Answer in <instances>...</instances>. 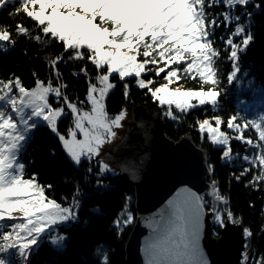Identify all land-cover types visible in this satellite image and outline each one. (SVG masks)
<instances>
[{"label":"snow or ice","instance_id":"6c2138e0","mask_svg":"<svg viewBox=\"0 0 264 264\" xmlns=\"http://www.w3.org/2000/svg\"><path fill=\"white\" fill-rule=\"evenodd\" d=\"M251 2L0 0V8L18 4L9 15L22 13L34 22L38 31L37 35L31 36L29 28L17 23L16 35L31 36L38 43L55 41L63 48L60 55L49 60L57 81L55 85L52 79L46 83L37 78L35 86L27 88L18 76L0 78V264H14L13 256L19 258L20 264H30V257L42 239L61 226L78 222L81 207L77 198L79 189L72 202L64 206L46 195V189L51 185H41L35 174L25 177L26 165L21 155L40 122H44L58 137L70 161L79 166L83 159L91 162L99 156L103 145L116 137L115 129L123 126L126 110L111 116L106 107L107 97L116 87L112 82L114 74L123 82L126 99L129 95L126 78L134 77L138 88L146 89L154 102L165 107L163 115L170 120L178 121L180 116L177 113L188 114L190 110L205 105H210L215 111L219 106L218 97L224 91L219 87L217 61L221 51L215 33L220 28L224 29L220 42L232 64V71L227 76L231 84L240 72V54L254 39L250 31L254 13L247 11ZM255 7L259 9L260 5ZM214 9L222 10L212 11ZM0 42L15 43L13 33L6 26H0ZM0 51L7 52L8 49L0 44ZM79 60L90 62L96 75L93 79L86 67L80 69L87 78V91L83 100H72L65 94L67 85L60 83L62 73L59 66ZM152 74L155 78L163 74V82L158 83ZM183 80L198 81L199 88H186L181 83ZM50 96L55 97L59 107L50 103ZM69 112L71 126L61 134L58 122ZM240 120L233 115L226 121L227 129L232 130L234 136L221 130L224 121L219 115H214L211 120L198 119L196 125L202 134L208 133L213 146H223L222 162H231L235 158L230 146L232 140L246 145L241 159L247 166L235 179L239 181L251 173L252 178L246 186L259 188L264 184V116L258 120L238 122ZM249 128L255 130V139L245 136ZM249 149L255 151L248 154ZM98 164L97 186L103 187L100 177L112 170L103 161H98ZM207 170L210 176L214 174L212 164L207 165ZM88 172H92L91 167ZM207 196L212 198L208 212L215 226L225 227L226 222L241 223L215 180L210 182ZM207 203L204 196L191 191L169 201V212L156 222L153 238L145 248L146 264H208L200 247ZM132 220L133 216L127 214L123 224ZM113 223L119 228L120 218ZM242 231L247 249L253 233L248 227ZM67 239V236L57 234L51 236L50 242L63 249ZM242 255L241 264H249V253L245 251ZM93 256L97 264H110L104 245H98ZM251 264H264V254L253 259Z\"/></svg>","mask_w":264,"mask_h":264},{"label":"trees","instance_id":"16d2710c","mask_svg":"<svg viewBox=\"0 0 264 264\" xmlns=\"http://www.w3.org/2000/svg\"><path fill=\"white\" fill-rule=\"evenodd\" d=\"M258 0H252L247 7L248 12H253L252 32L254 39L247 47L246 51L239 56L240 72L233 83L229 84L228 74L232 71V64L227 58V51L220 42V37L225 34L224 29L220 28L215 33L217 46L220 48L221 57L217 61V68L220 73L219 87L224 89L218 97V107L215 111L210 105L198 107L190 110L188 114L177 113L180 116L178 121L170 120L164 117L165 107H161L162 116L165 119V133L171 139H178L186 134L192 137V140L207 151L208 164L214 166L212 180L217 182L220 193L228 198L229 206L234 215L240 219L242 230L248 227L253 233L248 240V247L244 251H251V262L253 259H259L264 254V184L259 188L248 185L252 175L242 177L239 181L235 176L240 175L243 167L247 165L241 157L245 154L246 145L239 141L232 140L230 146L232 154L235 157L231 162H222L220 157L223 146L215 147L208 140V133L203 134L198 130L196 121L219 115L224 123L221 124V130L228 132L230 136L235 133L227 129L226 121L230 116L237 115L243 120H258L264 116V14L259 9ZM18 4H8L0 8V26H6L7 30L13 33L14 45L7 42H0L8 49L7 52L0 51V78L8 79L10 77H19L27 88L35 86L37 78L45 81L52 79L56 84V79L51 72L49 60L55 58L63 52L62 46L55 41L38 43L31 36L38 34L34 22L22 13L20 15L10 16L14 7ZM214 9L212 11H220ZM24 24L31 31V36L16 35L15 25ZM41 36L42 33H39ZM46 41L48 38H44ZM239 43V38L236 39ZM67 60V56H65ZM86 67L89 76L94 79L96 71L94 66L87 60L69 61L61 63L59 70L62 73L60 83L66 84L64 90L72 100H83L87 91V78L80 73V69ZM33 73L36 75L34 76ZM73 73L79 75L74 76ZM153 78L154 77V74ZM162 76L157 79L162 83ZM148 78V77H145ZM129 83V95L127 99L124 96L123 82L118 76H113L112 82L116 87L111 90L106 100V107L109 115L114 116L124 107L131 108L133 105L142 104L152 100L146 89H140L136 86L135 78H126ZM181 83L186 88H199L198 81L183 80ZM50 103L54 107H59L55 97H49ZM175 111V109H173ZM67 111V110H66ZM70 112L58 122V130L65 134L71 126ZM213 126L215 122L211 121ZM245 136H251L255 139L254 129H247ZM122 140V139H120ZM119 140V141H120ZM255 150L249 149L248 154ZM25 163V177L37 176L41 185H51L46 189V195L49 198L56 199L57 202L67 206L72 202L74 194L79 189L77 197L81 202L78 210V222H73L70 226H61L40 241L39 247L30 257V264H97L93 256L98 245H104L109 254L110 264H124L123 245L130 231L132 222L123 224V219L127 214L133 213V189L128 184L126 178L118 171L106 173L102 180L103 187L97 186V174L99 172L98 161L93 158L89 162L86 158L82 160L79 166H75L66 152L63 150L58 137H56L44 122L32 131L31 139L28 141L25 151L21 155ZM92 168L89 173L88 169ZM253 171H256L255 169ZM207 209L212 207V203L207 199ZM251 205V206H250ZM120 218L121 225L117 228L114 221ZM212 235L218 236L219 226L212 222ZM65 235L68 239L63 249H58L51 244L52 235ZM14 264H20L19 258L12 257Z\"/></svg>","mask_w":264,"mask_h":264},{"label":"water","instance_id":"95a60500","mask_svg":"<svg viewBox=\"0 0 264 264\" xmlns=\"http://www.w3.org/2000/svg\"><path fill=\"white\" fill-rule=\"evenodd\" d=\"M258 3L264 14V0ZM130 113L126 136L106 157L133 189L134 219L123 245L124 264H146L145 248L156 222L169 212V201L191 191L212 203L207 196L212 175L207 170V151L189 134L174 140L165 133L161 107L153 99L133 105ZM210 218L205 208L200 247L208 264H241L245 242L241 225L226 222L213 236Z\"/></svg>","mask_w":264,"mask_h":264},{"label":"rangeland","instance_id":"374dc122","mask_svg":"<svg viewBox=\"0 0 264 264\" xmlns=\"http://www.w3.org/2000/svg\"><path fill=\"white\" fill-rule=\"evenodd\" d=\"M159 106H160V105H159ZM123 110H126V113H127V114H126V118H125V120L122 121V125H123V126L120 127V128H118V129H115V131H116V133H117L116 137H115L110 143H105V144L103 145V147L101 148V151H100L99 156L95 157V158L100 159L99 161H103V162L107 163L108 166H109V168H110L111 170H114L116 165H115L110 159H107L106 156L109 155V149H113L114 147H116L117 142H119V140H120L121 138H123V133H124V132H122V130L126 127V126H125L126 121L130 120V118H131L130 108H128V107H124ZM41 122H42V121H41ZM61 134H62V133H61ZM78 138H79V137H78ZM119 165H122V166H123V163H120V162H119ZM118 172L120 173V171H118ZM120 174H121V173H120Z\"/></svg>","mask_w":264,"mask_h":264},{"label":"flooded vegetation","instance_id":"af4514ba","mask_svg":"<svg viewBox=\"0 0 264 264\" xmlns=\"http://www.w3.org/2000/svg\"><path fill=\"white\" fill-rule=\"evenodd\" d=\"M125 130H126L125 128L122 130V132H124V133H123V138L126 136V132H127V131L125 132ZM123 138H121V139L123 140ZM122 140H120L119 142H117V145H119L120 142H121ZM117 145H116V146H117Z\"/></svg>","mask_w":264,"mask_h":264}]
</instances>
